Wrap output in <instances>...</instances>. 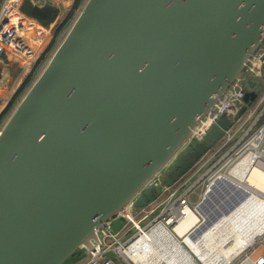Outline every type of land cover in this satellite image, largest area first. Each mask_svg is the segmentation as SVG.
I'll list each match as a JSON object with an SVG mask.
<instances>
[{
    "label": "water",
    "instance_id": "obj_1",
    "mask_svg": "<svg viewBox=\"0 0 264 264\" xmlns=\"http://www.w3.org/2000/svg\"><path fill=\"white\" fill-rule=\"evenodd\" d=\"M73 4L20 12L54 34ZM263 41L264 0H85L0 128V264H67L181 181L246 112L191 144Z\"/></svg>",
    "mask_w": 264,
    "mask_h": 264
},
{
    "label": "built area",
    "instance_id": "obj_2",
    "mask_svg": "<svg viewBox=\"0 0 264 264\" xmlns=\"http://www.w3.org/2000/svg\"><path fill=\"white\" fill-rule=\"evenodd\" d=\"M51 1L52 5L57 6L59 4L74 2L75 0ZM22 2L23 0H3L0 6V58L3 56L6 48L11 47L10 42L4 39V33L7 28L12 27L13 18L19 14V7ZM253 78L264 82V41L259 50L251 57L242 75L223 96L216 100L214 106L199 120L197 127L193 131L191 143H198L205 138L212 127L218 124L222 118L230 117L233 122V119L241 109L246 107V112L243 116L238 121H234L233 127L226 132L224 145L229 144L237 137H239V140L226 154L225 159L227 160L225 163L218 170L210 173V176L206 177L205 181L201 183V191L193 184L187 187L190 180L201 170L200 167L194 170L185 181L182 179L173 187L164 189L161 197L165 196L166 199L162 202L158 203L160 197L148 208L142 210L141 214H137L138 212L133 213L134 220L130 219L127 215L126 222L121 229L117 231L109 228L102 230L99 235L100 244L95 246L94 251H89L86 254L90 256L86 264H105L106 262H111L113 257L110 255L111 253L121 256V252L123 253L127 247L135 243L146 233L151 232L158 225H164L167 228L171 226L174 229L177 224L186 218V211L194 206L195 198H197L198 202L201 200L205 201V197L204 199L202 197L206 191L210 193L211 190H207L209 185H211L210 189L214 190L219 185L230 182L229 180L220 182L217 178L212 179L213 174L219 170L230 174L231 170L250 153L257 154L258 159L264 164V92L261 98L252 104L247 105L244 102L245 94L249 92L246 89L245 83ZM238 145L241 146L240 149H237ZM159 209H161L159 214L153 217ZM134 229L135 232L132 233ZM172 231H175V229ZM222 264H264V240H259L239 252L232 260Z\"/></svg>",
    "mask_w": 264,
    "mask_h": 264
},
{
    "label": "bare ground",
    "instance_id": "obj_3",
    "mask_svg": "<svg viewBox=\"0 0 264 264\" xmlns=\"http://www.w3.org/2000/svg\"><path fill=\"white\" fill-rule=\"evenodd\" d=\"M217 173L222 175L214 173L212 179L229 180L227 184L245 198H240L234 207L219 213L210 223L205 211L202 212L203 203L214 191L209 185L207 190L212 192H205L202 197L205 201L190 207L186 218L174 228L176 234L183 237L182 243L167 226L158 225L121 252V257L129 264H222L258 239L263 241L264 164L258 155H246L231 170V175L222 170Z\"/></svg>",
    "mask_w": 264,
    "mask_h": 264
},
{
    "label": "crops",
    "instance_id": "obj_4",
    "mask_svg": "<svg viewBox=\"0 0 264 264\" xmlns=\"http://www.w3.org/2000/svg\"><path fill=\"white\" fill-rule=\"evenodd\" d=\"M24 1L25 0H23L21 6L19 7V14L17 17L13 18L12 27L7 28L4 33V39H7V41L10 42L11 47L6 48L3 56L0 58V116L7 108L15 94L22 87L26 79H28L30 76H32L33 79L36 68L42 62L41 56H43L45 50L52 42V27L54 23L49 22L47 25H43L34 17L27 16L20 12ZM31 1L40 7H42L45 3L52 5L51 0ZM2 2H0V6ZM49 53L46 56H49ZM23 93L18 97L17 101L20 99ZM12 108L0 121V125L10 114ZM141 213L142 211L138 212L137 214ZM127 215L130 217V219L134 220L132 213L127 212ZM125 222L126 220L121 218L113 222L112 226H115V224L117 225L119 223L124 224ZM176 235L178 238H183L178 234ZM78 259L79 258L76 257V259L68 262L67 264H83L82 262L78 261Z\"/></svg>",
    "mask_w": 264,
    "mask_h": 264
},
{
    "label": "rangeland",
    "instance_id": "obj_5",
    "mask_svg": "<svg viewBox=\"0 0 264 264\" xmlns=\"http://www.w3.org/2000/svg\"><path fill=\"white\" fill-rule=\"evenodd\" d=\"M2 1L3 0H0V2H2ZM78 13H79V11L76 12L73 15L71 21L66 25L64 30L57 37H55V41H54V45H53V48L51 50V53H49V56H46L42 60V62L39 64V66L36 68V71H35V73L33 75V79L31 81V83L38 77V75L41 73V71L45 67L46 63L48 62V59H49L50 55L52 54V51L55 48H57L58 45L62 42V40L66 36L67 32L69 31L71 25L73 24V22L77 18ZM61 17L63 18L64 15L61 16ZM54 26H56L55 23H54L52 29L54 28ZM52 36H53L52 37V40H53L54 35L52 34ZM245 84H246V89L248 91L257 92L258 93L257 94V98H256L255 101L259 100L261 98L263 92H264V82L262 80H260V79L253 78V79H249L247 81V83H245ZM2 124L0 125V128L2 127ZM238 140H239V137H237L236 139L231 141L229 144L224 145V143L226 141V139H224L207 156L203 157L201 159V161H199V163L196 165V167H194L191 172L187 173L184 176V178H183L184 180L183 181H185L192 174V172L194 170H196L197 168L201 167V170L199 171V173L196 176H194V178H192L190 180V182L188 183L187 187L189 185L193 184V185H195V187L198 188L199 191H201V186H202L201 183L205 181L206 177L210 176V173L215 172L216 170H218L225 163V161L227 160V159H225L226 158L225 157L226 154L231 150V148L236 144V142ZM191 144H195V143L192 142ZM240 145H238L237 149H240V147H241ZM186 149L187 148L184 147V149H182V151L186 152ZM178 157L171 162V165L178 164V162H179V158ZM215 175L217 176V175H222V174L221 173H216ZM203 176H205V177H203ZM228 176H230V175H228ZM222 185H219L218 188L214 189V191L212 193H210L209 197L207 198V200L202 205V212L204 213V211H205L204 214H206V216L208 218V222H210V223L213 222L217 218L219 213L221 214L222 212L228 211V209H231L232 207L235 206V204H237V201H239L240 198H245V196L240 191L236 190V188H234L230 184L223 183ZM224 185H226V186H224ZM165 199H166V197L162 196L160 198V200L158 201V203L162 202ZM196 202H198L197 198H195V200H194V204H193L194 206H196L200 201L197 204H195ZM160 210L161 209H159L153 215V217L157 216L159 214ZM117 225L115 224V226H113V230L114 231H117V230L121 229L124 224L123 223H119ZM168 230L173 234V236L177 239V241L179 240V242L182 243L183 239L177 237L175 231H172L174 229H172L171 226L168 227ZM134 232H135V229L132 231V233H134ZM258 240H257V242H258ZM110 255L114 256L113 253H111ZM84 256L85 257L83 259V261H84L83 264H86L89 261V257L90 256H88V255H84ZM81 257L83 258V254H81V256H79V258H81Z\"/></svg>",
    "mask_w": 264,
    "mask_h": 264
},
{
    "label": "trees",
    "instance_id": "obj_6",
    "mask_svg": "<svg viewBox=\"0 0 264 264\" xmlns=\"http://www.w3.org/2000/svg\"><path fill=\"white\" fill-rule=\"evenodd\" d=\"M84 2V0H75L74 1V4L69 7L63 14L62 16L64 15V17H60L59 20H61L59 22V25L58 27L56 28L55 30V33H54V38L52 40V42L49 44L48 48L45 50L43 56H41V61L46 57V55H48V53L52 50L53 48V45H54V41H55V37H57L63 30L64 28L66 27V25L71 21L73 15L80 11V7L82 5V3ZM32 81V76H30L28 79H26V81L24 82V84L22 85V87L19 89V91L15 94V96L12 98L11 102L9 103V105L7 106V108L3 111V113L1 114L0 116V121L3 119V117L10 111V109L14 106V104L16 103L18 97L24 92V90L30 85ZM84 255L86 254H83V258H79V256H77L78 261L80 262H84L83 259H84ZM76 259V258H75Z\"/></svg>",
    "mask_w": 264,
    "mask_h": 264
}]
</instances>
